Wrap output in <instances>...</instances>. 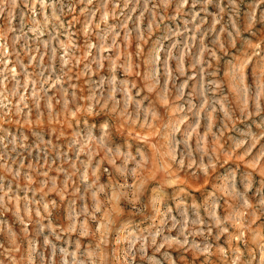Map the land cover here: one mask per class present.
Here are the masks:
<instances>
[{
    "label": "rangeland",
    "instance_id": "374dc122",
    "mask_svg": "<svg viewBox=\"0 0 264 264\" xmlns=\"http://www.w3.org/2000/svg\"><path fill=\"white\" fill-rule=\"evenodd\" d=\"M0 264H264V0H0Z\"/></svg>",
    "mask_w": 264,
    "mask_h": 264
}]
</instances>
